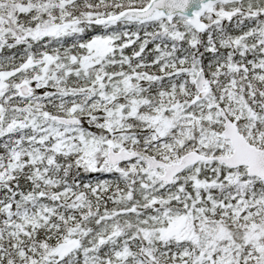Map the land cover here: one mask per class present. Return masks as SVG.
I'll use <instances>...</instances> for the list:
<instances>
[{
	"label": "snow or ice",
	"instance_id": "snow-or-ice-1",
	"mask_svg": "<svg viewBox=\"0 0 264 264\" xmlns=\"http://www.w3.org/2000/svg\"><path fill=\"white\" fill-rule=\"evenodd\" d=\"M0 264H264V0H0Z\"/></svg>",
	"mask_w": 264,
	"mask_h": 264
}]
</instances>
